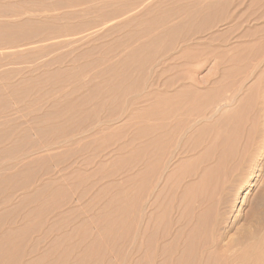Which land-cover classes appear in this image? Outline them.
<instances>
[{
    "label": "rangeland",
    "instance_id": "374dc122",
    "mask_svg": "<svg viewBox=\"0 0 264 264\" xmlns=\"http://www.w3.org/2000/svg\"><path fill=\"white\" fill-rule=\"evenodd\" d=\"M147 1L0 0V264H216L264 229V0Z\"/></svg>",
    "mask_w": 264,
    "mask_h": 264
},
{
    "label": "bare ground",
    "instance_id": "6f19581e",
    "mask_svg": "<svg viewBox=\"0 0 264 264\" xmlns=\"http://www.w3.org/2000/svg\"><path fill=\"white\" fill-rule=\"evenodd\" d=\"M141 1L145 2L147 0H141ZM25 13L16 14L15 16L19 17V18H16L17 21L25 22L26 19L29 20L30 18H32V15L37 14L38 11L32 12V14L29 17H27L26 19H20V17ZM31 20H33V19H31ZM172 30H177V29H172ZM169 31H171V30H168V32ZM50 39L53 40V38H50ZM143 45H144V43L142 44V46H140V48L143 47ZM147 46H148V44H146V47ZM131 51L133 52L134 50L132 49ZM110 66L112 67V65H110ZM114 66H115V64H114ZM117 67L118 66H116V68L114 67L113 69L115 70V69H117ZM107 68H106V70H107ZM113 69L110 71L111 73H112V71L114 72ZM115 74L116 73H113L114 76H115ZM105 75H106V73H105ZM112 78H113V76H112ZM112 78H111V80H112ZM175 106H174V108L176 109ZM172 108H173V106H172ZM172 110H174V109H172ZM176 110H174V111H176ZM220 111H221V109L214 108L211 112V117L216 116L217 114H219ZM173 113H170L168 116L165 117V119L170 118L168 120H171L172 123H173V121L176 120L174 118L176 116ZM172 123H170V125ZM195 123H197V121ZM177 127L178 126H175L174 128L176 129ZM158 129L159 128L156 124L152 125V128L150 129V133L153 132V136L151 138V141H154L155 143L158 142V138H157V134H156ZM177 129H179V128H177ZM263 131H264V129H263ZM210 149H212V148H210ZM178 153L179 152H173V153L170 152L169 155L167 156V159H169L168 161L172 162V160L178 159V157H177ZM179 155H180V153H179ZM170 162H169V164H170ZM160 170H161V167L159 168V171ZM243 173H244L243 175H245L242 177L243 179L241 178L243 181H245V184L243 185L244 186L243 189L247 190L248 188L253 187L255 185L254 182H256L257 180H258V182H261V181L263 182V180H264V160H257V161L252 160L251 163L246 167L245 172H243ZM162 175L165 177L166 172H163ZM243 181H241V182L243 183ZM240 195L238 194L237 202H239V200H240ZM225 197H226V195H225ZM263 202H264V193L261 196H259L258 198H256L255 204H257L256 205L257 207H261ZM257 211H254V212H257ZM263 215H264V211H263ZM263 219H264V217H263ZM215 220H216V218H215ZM222 221H223V217L220 219L219 222L222 223ZM215 224H216V221H215ZM218 225L220 226V224H218ZM219 226H218V228L220 230H222ZM216 237H217V239H215L213 242L214 253H215L214 259L216 261V264H264V229H261V230L259 229L255 232L240 231V232H238L237 237H232V236H230V232L222 230V231H218V236H216ZM8 248L9 247H6L5 251L0 252V256L3 253H5L8 250ZM65 254H66V252H65ZM65 254H63V255H65ZM67 255L69 256V253ZM222 258L226 259V260L224 262H222L221 261ZM229 259H230V261L228 262Z\"/></svg>",
    "mask_w": 264,
    "mask_h": 264
}]
</instances>
